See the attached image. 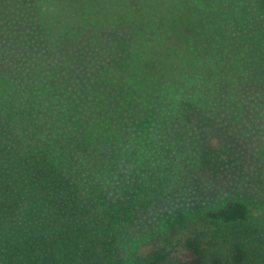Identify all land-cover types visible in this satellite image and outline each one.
<instances>
[{"label":"trees","instance_id":"1","mask_svg":"<svg viewBox=\"0 0 264 264\" xmlns=\"http://www.w3.org/2000/svg\"><path fill=\"white\" fill-rule=\"evenodd\" d=\"M45 3L0 0V264H264V220L239 200L126 248L235 170L264 0H60L61 24Z\"/></svg>","mask_w":264,"mask_h":264},{"label":"rangeland","instance_id":"2","mask_svg":"<svg viewBox=\"0 0 264 264\" xmlns=\"http://www.w3.org/2000/svg\"><path fill=\"white\" fill-rule=\"evenodd\" d=\"M12 1L17 2L18 7L26 5L32 8L34 0ZM59 5L60 0H46L43 15L61 24L65 16L62 4L57 10L53 9ZM32 24L35 25L34 20ZM113 38L116 43L119 42ZM255 68L252 59L247 66L252 74L248 71L249 77H255ZM239 99V124L232 128L238 136L236 150L239 161L234 166L235 170L209 179L211 183L207 184L208 187L198 193L199 187L193 186V194L168 201L142 217L131 230L133 238L126 243L127 249H137L149 243L154 233L166 231L192 213L218 208L230 200L246 203L253 215L258 213L264 220V73L261 81L239 83ZM212 137L215 146L220 140L217 136Z\"/></svg>","mask_w":264,"mask_h":264}]
</instances>
